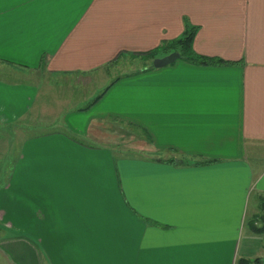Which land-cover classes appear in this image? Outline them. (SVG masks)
I'll use <instances>...</instances> for the list:
<instances>
[{"label": "crops", "instance_id": "0c3cea01", "mask_svg": "<svg viewBox=\"0 0 264 264\" xmlns=\"http://www.w3.org/2000/svg\"><path fill=\"white\" fill-rule=\"evenodd\" d=\"M185 19L198 26L195 51L229 63L125 70L132 53L181 36ZM0 59L15 64L0 61V126L39 131L19 150L0 146V264H237L264 254L242 247L249 217L264 221V0H0ZM113 65L120 73L105 80ZM39 70L67 85L105 80L104 93L54 115L50 129L40 117L56 104L28 76ZM123 124L155 155L117 154L105 140ZM182 155L214 161H164Z\"/></svg>", "mask_w": 264, "mask_h": 264}, {"label": "rangeland", "instance_id": "374dc122", "mask_svg": "<svg viewBox=\"0 0 264 264\" xmlns=\"http://www.w3.org/2000/svg\"><path fill=\"white\" fill-rule=\"evenodd\" d=\"M179 59L182 60V58ZM127 62L128 67H126L125 70L131 71L133 69L142 68L145 65L149 66L152 64L153 61L151 59L146 60L143 57L140 58L135 57L134 55H129L127 58ZM111 67H113L112 71L109 67L107 68L109 73L108 75L104 76L105 80L113 79L120 73L116 65H113ZM28 76L30 80H33L36 85L39 86L41 96H46L48 99L52 100L50 104H56L51 105L53 110L49 111V117H40L41 119H44L42 121H49L43 122L42 125H46L48 128L51 127L50 129H56L57 127H59L57 121L51 124L54 120V115L59 116L68 109L77 108L76 106H78L80 103L82 106L83 104H90L91 102H93L95 97L101 93V89L105 85L102 83L103 81H105L103 80L100 82L99 86L96 85L95 88H93V86L95 85L94 83L90 84V86H85L80 81L77 82L78 80L74 79L73 77H70V80L67 82L69 85H67L65 84L66 82L60 80L58 77L48 74L47 70H39L33 73L32 75L28 74ZM20 77L21 79H27L26 76ZM64 84L67 85V87H64ZM46 92L47 95H44L46 94ZM58 96L62 97L61 102L59 101V103ZM33 118L34 124L41 122L38 118L37 112H35ZM122 126L123 127L115 128L117 131H114L115 135L112 140H110V136H108L107 140H105V142L109 143V145L115 149V152H117V154L125 153L128 155L144 156L151 153V151L154 149V146L150 139L144 134V132L140 128L130 124H123ZM25 127L27 126L24 122H17L14 125H6L4 127L0 126V146H2L3 148L7 147L9 150H19L23 138L30 135H34L39 132L37 129L32 132L31 130H28V128ZM90 140L95 143H101L95 138H91ZM152 155L154 156L155 154L152 153L148 156ZM12 156L13 155H10V153L3 155V162H9ZM259 202V199L256 198L255 204L252 203L251 206L256 205V203L258 205ZM262 203L264 205V199ZM261 207L259 208L260 210L258 209L259 213H262L263 211ZM250 217L247 223L248 229L250 221L253 220H255V224L257 226L264 225V221L261 218V214H258L256 217H254V219ZM247 228L243 233L242 247L249 248L250 254L254 255L259 253V251L261 252L264 247V233H255L251 229V234L247 231Z\"/></svg>", "mask_w": 264, "mask_h": 264}, {"label": "trees", "instance_id": "16d2710c", "mask_svg": "<svg viewBox=\"0 0 264 264\" xmlns=\"http://www.w3.org/2000/svg\"><path fill=\"white\" fill-rule=\"evenodd\" d=\"M186 22V28L185 31L183 32V34L181 36H179L178 38L172 39V40H165L163 41L159 46L146 51V52H137V53H132V55H139L142 56L144 59H151L152 61L160 56V55H166L169 54L173 51H178L181 53V58L185 59L188 62L191 63H198V64H214V65H223V64H227L229 63L228 60H225L222 57L219 56H208V55H204L201 53H198L195 51L194 47H193V42L195 39V35L198 31V26L191 24L188 19H185ZM3 62H8L9 64L15 65L13 64V62H10L8 60H1ZM46 63V60H43V65ZM18 65V64H17ZM19 67H24V66H20ZM148 68V67H147ZM155 67L153 66V64L150 65L149 69H154ZM104 92H102L101 94H99L94 100L93 102H91V104L89 106H91L92 104H94L98 99L101 98V95ZM88 106V107H89ZM86 107V108H88ZM74 139L76 140H80V141H85L81 138H79L78 136H76L75 134L71 135ZM164 161L170 162V163H175V164H181V165H188V164H201V163H210L213 162V159H209V160H205V161H194L192 162L191 160V156L188 155H182V157L180 158H176V157H170L167 159H164ZM250 227L252 229L253 232L255 233H264V225L262 226H257L255 224V220L250 221ZM249 258H240L237 262V264H249Z\"/></svg>", "mask_w": 264, "mask_h": 264}, {"label": "water", "instance_id": "95a60500", "mask_svg": "<svg viewBox=\"0 0 264 264\" xmlns=\"http://www.w3.org/2000/svg\"><path fill=\"white\" fill-rule=\"evenodd\" d=\"M179 58H181V53L178 51H173L167 55L156 57L153 60V66L156 68L165 67L167 65L174 63Z\"/></svg>", "mask_w": 264, "mask_h": 264}, {"label": "built area", "instance_id": "2783aa9c", "mask_svg": "<svg viewBox=\"0 0 264 264\" xmlns=\"http://www.w3.org/2000/svg\"><path fill=\"white\" fill-rule=\"evenodd\" d=\"M249 264H264V254L259 257L251 258Z\"/></svg>", "mask_w": 264, "mask_h": 264}]
</instances>
